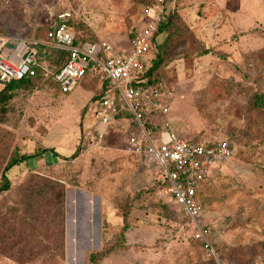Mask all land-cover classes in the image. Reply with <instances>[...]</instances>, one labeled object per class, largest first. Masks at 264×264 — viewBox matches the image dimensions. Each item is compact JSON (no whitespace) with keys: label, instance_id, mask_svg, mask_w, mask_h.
<instances>
[{"label":"rangeland","instance_id":"obj_1","mask_svg":"<svg viewBox=\"0 0 264 264\" xmlns=\"http://www.w3.org/2000/svg\"><path fill=\"white\" fill-rule=\"evenodd\" d=\"M154 1L0 0V53L6 44L44 42L63 12L76 33L123 52ZM172 1L167 12L172 3L176 16L154 50L163 60L158 74L177 92L166 124L201 144L227 140L233 148L200 196L214 253L194 240L155 164L129 149L131 121L116 119L99 139L93 99L101 83L92 76L68 95L38 83L0 112V189L13 157L54 149L68 159L80 148L73 160L47 153L6 174L0 264H90L91 254L112 248L98 264H264V109L256 98L264 0Z\"/></svg>","mask_w":264,"mask_h":264},{"label":"built area","instance_id":"obj_2","mask_svg":"<svg viewBox=\"0 0 264 264\" xmlns=\"http://www.w3.org/2000/svg\"><path fill=\"white\" fill-rule=\"evenodd\" d=\"M175 8L174 4H170ZM168 5L165 0H156L143 10L145 26L140 35L131 39L130 52L115 53L109 43H85L75 45V35L69 25L70 12L57 15L46 45L69 53L68 64L56 74V81L64 94L70 93L89 72L101 85L110 84L106 97L96 103L102 129L100 140L109 135V126L121 113H128L136 124V131L129 137L132 153L152 161L159 170L158 180L167 188L173 200L188 219L195 241L208 254L214 249L203 225L204 207L200 200L202 187L218 169L233 156L229 141L201 144L180 135L169 124L159 140L153 137L148 127L146 114L167 117L175 91L161 81L146 86L139 75L144 70L147 56L156 47V35L165 20ZM37 42H21L13 52L0 53V81L11 83L35 76ZM43 70L49 73L48 68ZM264 92V83L261 84Z\"/></svg>","mask_w":264,"mask_h":264},{"label":"trees","instance_id":"obj_3","mask_svg":"<svg viewBox=\"0 0 264 264\" xmlns=\"http://www.w3.org/2000/svg\"><path fill=\"white\" fill-rule=\"evenodd\" d=\"M174 1V0H173ZM172 1V2H173ZM167 3H170L171 0H166ZM153 2L149 3L147 6H149L150 4H152ZM176 12H177V7L175 5V8H170L168 14L165 17L164 22L162 23L160 30L158 32L157 36L165 33L167 31V29L169 28V26L171 25V20L176 16ZM69 25L71 26L74 35H75V45H83L85 43H90V44H95V43H99L96 41H92L86 37H84L83 35H80L78 33L75 32L74 27L76 26V22L75 19L72 18V20L69 22ZM52 30V27L49 28L47 30V32L45 33V40L44 42L40 43L39 45L35 46V49L37 50V56H36V66L34 67V69L36 70V74L35 76L32 77H27L24 78L22 80L19 81H13L11 83H2L0 81V85L3 86V89L0 91V112L1 111H6V107L7 105L14 99L15 95L17 93H19L21 90H26V89H32L34 88L38 83H49L51 82L53 85H55V87L60 91L61 94H64L62 92L61 86L59 85V83L56 81V74H58L69 62L70 56L69 53L61 51V50H57L55 48L49 47L46 44L48 42H50L48 35L50 33V31ZM142 32V30L140 29V31L134 32L131 34L130 38L133 39L136 36L140 35ZM166 42V41H165ZM20 42H14V43H10V44H6L4 45L3 49L4 52H13L15 51L18 46H19ZM158 47V46H157ZM160 48V46H159ZM147 61L144 65V70L140 73L139 77L140 79H142V83L140 82L139 84H135L136 86H146V85H151V84H155L158 82H165V79L162 77L161 74H158V70L160 68V66L162 65V57L160 56V53H155L154 51L152 53H150L147 57ZM46 67L49 70V73L45 72L43 70V68ZM92 77L91 73L89 72L84 78H82L80 81ZM93 79H97L92 77ZM79 81V82H80ZM110 84L108 83H104L103 85H101V89L100 92L98 93V95H96L94 97V101L95 102H99L102 99H104L106 97V91L109 89ZM70 93H67L65 95H68ZM257 100L259 101L260 105L263 107L264 109V92H262V94L257 95ZM257 103V102H256ZM146 121H147V125L148 127L152 130L153 133V137L157 140H159L160 136L162 135V133L165 131L166 129V118L164 116L161 115H153V114H146ZM116 119H120V120H128L131 121V125L134 128V132L136 131V124L134 123V121L132 120V117L130 114L124 112L121 113L120 115H118L116 117ZM195 140V139H194ZM196 142H199L197 140H195ZM214 142H207V144H211ZM47 153H51L60 163H64L66 161L69 160H73L75 159L79 153H80V148L77 149V151L68 159H64L61 158L55 151L54 149H43L40 151L35 152L34 154L31 155H25V156H17V157H13L9 163L7 164L6 168H5V175H3L4 178V184L2 185L0 192H5L8 191L10 189V181L7 179L6 174L14 167L21 165L24 162L39 158L41 156H43L44 154ZM207 183V182H206ZM202 187L201 190V195L204 191L205 185ZM201 200V199H200ZM202 202V201H201ZM203 204V202H202ZM128 213H126L124 216L125 218H127ZM126 228V227H124ZM114 248H112L113 250ZM111 249L103 252V253H93L90 255L89 258V262L90 264H98L100 262V260L110 254L112 252Z\"/></svg>","mask_w":264,"mask_h":264},{"label":"crops","instance_id":"obj_4","mask_svg":"<svg viewBox=\"0 0 264 264\" xmlns=\"http://www.w3.org/2000/svg\"><path fill=\"white\" fill-rule=\"evenodd\" d=\"M146 20V19H145ZM115 53H117V51H115V50H113ZM130 52V42H129V48L128 49H125V50H123V52H120V51H118V53L119 54H122V55H125V54H127V53H129ZM1 86V85H0ZM173 87V86H172ZM174 88V87H173ZM174 91H175V96H176V94H177V92H176V90H175V88H174Z\"/></svg>","mask_w":264,"mask_h":264}]
</instances>
